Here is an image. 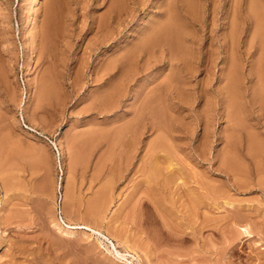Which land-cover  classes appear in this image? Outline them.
<instances>
[{"label":"rangeland","instance_id":"obj_1","mask_svg":"<svg viewBox=\"0 0 264 264\" xmlns=\"http://www.w3.org/2000/svg\"><path fill=\"white\" fill-rule=\"evenodd\" d=\"M170 1L44 0L32 13L29 0H0V264H264V123L251 87L257 78H245L233 119L221 115L218 101L223 49L213 74L184 75L175 85L168 51L135 54L133 45L165 19ZM190 2L210 9L206 30L198 31L206 34L201 47L221 43L231 1H221L216 17L212 0ZM27 20L35 31L25 32ZM250 30L243 46L254 41ZM244 56L247 77L262 56ZM125 79L130 91L111 110L104 93ZM197 81L209 90L196 89ZM160 88L164 97L170 92L164 104L178 129L165 136L143 122L127 132L142 99ZM209 98L215 105L204 103ZM206 122L211 132L203 136ZM158 136H165L163 190L146 185L142 169L155 158ZM56 222L92 223L104 235L85 228L63 235ZM183 228L190 240L182 239Z\"/></svg>","mask_w":264,"mask_h":264},{"label":"bare ground","instance_id":"obj_2","mask_svg":"<svg viewBox=\"0 0 264 264\" xmlns=\"http://www.w3.org/2000/svg\"><path fill=\"white\" fill-rule=\"evenodd\" d=\"M221 1L220 0H212V2H211V4H212V11L211 12L213 13L214 17L217 16L218 12L220 11V8H222L223 4H221ZM230 1H231V7L227 12H225V19H228V20H227V23L224 24L225 27L222 31L221 37L223 39H221V43L220 42L217 43L216 40L215 41L213 40V41H211V43H209L207 49L204 47L203 48L201 47L203 40L206 38L205 37L206 34L203 33V36H199L198 31H199V29H202V28H203V31L206 30V21H208L207 20V13L210 12V9H208L207 3L202 4L203 6L201 8L199 3H197V4L191 3L190 0H172L169 2V5L167 6L168 8L166 10V13H164V14H166L165 19L161 20L160 22L155 24L153 27L149 28L147 33L142 37L140 43L134 44L133 48L135 49V54H136V49H137V51L139 52V55H142L143 52L145 53V55H147L148 53H155L156 51L154 52V50H156V49H160V52L163 54L168 51L172 55L171 56L172 62L176 65L175 72H176V75H178L174 79V81L172 82L171 85H175L178 82H180L181 77L184 75L185 76L186 75L187 76H197L198 72H201V73L206 72L209 74H213V72H214L213 69H215L217 67V65L219 64V60L222 58V49H223L224 50L223 63L221 64V79L222 80L220 83H218L219 84V94H221V98L219 97L220 100H218V101L219 102L221 101V103L225 106L224 109L223 108L221 109V115L227 116V117L232 116L233 119H236L238 117V115L240 116L239 106H242L241 105V103H242L241 99H242V97H244V92H243L242 87H243V84L246 83L245 78L254 79L256 77L257 78L256 82L257 81L258 82L251 85V87L253 89L252 90L253 91L252 98H253V101L258 105V109H259L258 111L260 112L259 116H257V121L264 123V48H263L264 47V0H230ZM119 2H121V1H119ZM225 2H226V0H225ZM43 3H44V0H29L27 8L30 12L35 13L37 11V8L39 7L38 5L43 4ZM166 4H168V3L166 2ZM227 4L228 3H226V5ZM245 4L247 5V7L244 6ZM197 5L200 7V10H199ZM118 6L121 7V4L119 3ZM117 9H118V7H117ZM25 11H27V10L25 9ZM199 13H201V17H200V15H198ZM51 14H52V11H51ZM51 14H49V17L51 16ZM184 17H185V20L183 19ZM29 22H30V20L29 21L27 20V23L25 22L26 23L25 32H28V33H30L31 30H34V29H32L33 27L30 26ZM33 24H31V25H33ZM213 25L216 26L215 20L213 22ZM249 25H250V29H251L250 32L252 34H254L253 37H255L254 38L255 42L253 40L248 41V42H246L245 46H243L241 43L243 41H245V36L248 35L247 28L249 27ZM194 27H197V28L195 30H193ZM53 29H55V28H53ZM32 36H33V34H32ZM246 54H250V55H255V54L259 55L260 54L262 56L259 60L252 61L251 71H250L251 73H250V75H247V77L243 76V74H242V67H243L242 66V60H243L242 57ZM32 56H33V53L31 52L30 57H32ZM111 63H113V62H111ZM137 69H139V68L136 67V70ZM135 72H137V71H135ZM164 80H165V78H164ZM115 83H117V81ZM198 83H200V87H196V89L198 88L199 91H201L202 93H206L209 90V87H207L208 83L204 84L201 81H197L196 84L198 85ZM130 85L131 84H129V81H126V79H125L124 82L114 85L113 87L110 88L109 91L104 93V101H105V104L109 107V109H111V110L117 109L118 105H120V103L122 101V97L126 94L127 90H129V88L131 87ZM171 85L170 86L167 85V87L171 88ZM183 86L185 88V85H183ZM153 90H155V89H153ZM104 91H105V89H104ZM163 91L164 90H162L160 88L158 93L152 94L153 93L152 92L151 94H148L147 96H145L142 99V102L139 105V107L137 106L138 112H137L136 116L132 120L128 121L126 124L124 123L125 129L128 130L127 132L130 131V132L136 133L135 130L138 129V127H141L140 124L144 122V125H142V126L145 128L148 127L149 129L160 130L163 133H165V136L173 135V133L178 129V126L174 122H172L171 119L167 116L168 114H167L166 106L164 104L165 103L164 99L166 100V98H167L168 100H170V96H169L170 92H169V90H165L166 97H164L165 95H164ZM133 92H134V90H133ZM128 93L129 92H127V94ZM138 94H140V93H138V91H136V96ZM173 97H175V95H173ZM132 99H133V97H132ZM97 100H99V99H97ZM216 102H217V100H216ZM216 102L211 98L204 99V103H207L208 105H210V107L212 105H215ZM224 106H222V107H224ZM230 120H231V118H230ZM237 121H239V120L237 119ZM208 125H209V123L206 122L205 127H204L203 136H208L211 132V130L207 129ZM228 125H230V124H228ZM233 135H234V133H233ZM165 136H162V137L158 136L160 138L157 139L156 141H154V144H153L154 147L153 148L155 151V153H154L155 158L153 160L149 161L148 163L144 164V166L142 168L144 173L147 175L144 178V183L146 182L147 183L146 185H148L149 183H153V182L157 185L159 184L158 188H160L161 190H163V187L165 188L166 185H168V183L166 181L162 182L160 179L162 177V175L164 174L163 172H165L163 170V167L161 166V162H160V159L162 157L161 152L164 149L163 147H165V143H164ZM256 136H258V135H256ZM59 142L61 145H64L62 138H60ZM129 142H131V141H129ZM114 143H116V142H114ZM253 145L256 149V153L262 154V151H263L262 143L260 141L258 142L255 140ZM252 150H253V148H252ZM152 154H153V152H152ZM166 156H168V155H166ZM151 159H152V157H151ZM164 165H166V164L164 163ZM165 169H168L171 171L172 170L171 164L169 163V166ZM239 172H241V171H239ZM170 174H172V171ZM173 175H174V173H173ZM163 177H165V175H163ZM175 179H176V177H175ZM179 181L180 180H178V182ZM138 182H140V181H138ZM182 183H184V181H182ZM149 185H151V184H149ZM186 185L187 184L185 183V186ZM108 186L109 185H107V188H108ZM182 187L183 186H181V188ZM104 189H106V187ZM178 189H180V188L178 187ZM188 189H190V188H188ZM148 190H149V192L151 191L150 188ZM185 190H187V189H185ZM157 191H159V190H157ZM193 191H194V189H193ZM108 192H110V191H108ZM148 196H149V194H148ZM181 196H182V194H181ZM159 197L161 198V196H159ZM156 199H157V196H156ZM195 202H196V200L193 202V205ZM142 203H144V200ZM185 203H187V201H184V205H188ZM224 203L229 204V205L230 204L234 205L233 202L230 200H225ZM196 204H197V202H196ZM145 205H147V208L150 206L152 207V205L149 202H145ZM156 206H157V204H156ZM160 208H162V207H160ZM187 208L189 209V207H187ZM197 209H199V208H197ZM185 210H187V209H185ZM233 210L235 211L236 209H233ZM171 211H169V212H171ZM100 212H102V210ZM166 212H167V210H166ZM90 213H91V211H90ZM186 213H188V211ZM238 214H240V213H238ZM235 215L236 214H234L233 216H235ZM192 217H193V215H192ZM193 218L195 219L196 217H193ZM233 218H235V217H233ZM242 218H243V216H242ZM94 219H95V217H94ZM238 219L241 222L243 220V219H241V217ZM223 220H224V218H223ZM236 220H237V216L235 218V222H236ZM96 221H97V219H96ZM56 224H60V223L56 222ZM184 225H185V223H184ZM206 225H208V224H206ZM55 226H57V225H55ZM242 226H244V225H242ZM67 227L68 228L62 227L60 224L58 226V229L61 233H63V235L65 234L67 236H73V235H76L78 233L82 234V232L85 233V231L76 230L75 228L91 229L94 232L99 233L100 235H104L103 231L92 223L76 222L75 224H67ZM248 228L249 227H245L244 230L246 232H250V230ZM241 229H242V227H241ZM180 231L183 234L181 236L183 240H188V239L190 240L191 239L189 236L184 235V233H189L187 231V229L183 228ZM177 232H179V231H177ZM89 235H90V233H89ZM164 235H165V233H164ZM164 235H163V237H164ZM173 236L174 235H172V237ZM194 238L196 239L197 237H194ZM117 253L119 254V256L124 255L118 249H117ZM38 259H40V258H38ZM80 264H82V263H80Z\"/></svg>","mask_w":264,"mask_h":264}]
</instances>
